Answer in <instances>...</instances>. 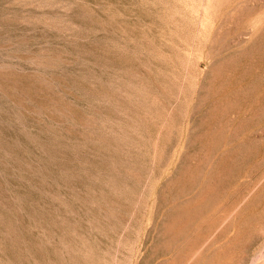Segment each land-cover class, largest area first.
<instances>
[{"label": "rangeland", "instance_id": "374dc122", "mask_svg": "<svg viewBox=\"0 0 264 264\" xmlns=\"http://www.w3.org/2000/svg\"><path fill=\"white\" fill-rule=\"evenodd\" d=\"M0 264H264V0H0Z\"/></svg>", "mask_w": 264, "mask_h": 264}]
</instances>
